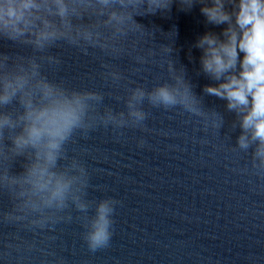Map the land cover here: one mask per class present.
Returning a JSON list of instances; mask_svg holds the SVG:
<instances>
[{
	"label": "clouds",
	"instance_id": "9594fccd",
	"mask_svg": "<svg viewBox=\"0 0 264 264\" xmlns=\"http://www.w3.org/2000/svg\"><path fill=\"white\" fill-rule=\"evenodd\" d=\"M77 2L84 3V0ZM197 2L201 3L200 11L208 23L226 25L219 34L206 32L195 43V47L202 50L203 72L216 82L206 85L204 92L225 100L227 109L237 114L242 129L237 138L238 146L247 150L255 145L256 166L264 169V0H178L185 11L191 10ZM99 3L142 8L143 14H155L169 11L173 0H99ZM48 16L65 22L69 16L65 0H0V33L9 39L32 36L37 48L42 49L63 35ZM126 19L131 16L115 11L110 15V20L118 23ZM85 38L90 39V35ZM37 68L33 66V76L39 75ZM28 83L26 75H6L0 80V105L10 104L24 93L20 101L24 109L22 115L16 119L0 115V135L5 129L20 127L21 131L11 136L13 150L17 153L34 150L35 162L25 170L23 177L24 183L30 186V195L35 198L29 200L27 206L35 212L63 209L71 198L78 208L85 210L86 206L79 203L75 195L74 186L79 178L56 169L65 143L84 126L88 101L97 97L90 92H68L47 79L37 80L34 90L25 93ZM177 83L179 87L162 84L150 93L135 89L127 102L128 115L136 122L143 121L145 113L136 105L142 104L145 98L154 106L181 105L198 112L197 101L187 85L180 79ZM109 119L114 118L109 116ZM72 167L78 166L74 163ZM80 171L83 173V169ZM111 212L106 201L99 204L86 238L90 250L109 244Z\"/></svg>",
	"mask_w": 264,
	"mask_h": 264
}]
</instances>
